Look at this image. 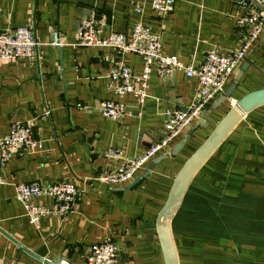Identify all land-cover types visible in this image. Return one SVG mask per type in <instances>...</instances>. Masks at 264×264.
Segmentation results:
<instances>
[{
    "label": "crops",
    "instance_id": "crops-1",
    "mask_svg": "<svg viewBox=\"0 0 264 264\" xmlns=\"http://www.w3.org/2000/svg\"><path fill=\"white\" fill-rule=\"evenodd\" d=\"M151 5L152 0H0V30L29 25L44 42L34 60H0V138L12 122L30 121L42 143L38 151L23 148L0 163V262L44 264L43 258L87 264L89 245L110 235L118 246L116 264H164L156 215L174 175L214 122L236 99L264 88V26L225 84L223 93L231 94L216 108L219 95L207 104V125L193 118L154 157L169 155L129 188L154 157L129 182L111 184L100 176L164 138L163 112L186 109L197 80L182 70L166 78L153 69L139 108L132 94L109 90L106 75L121 62L140 72L141 58L77 45L79 20L92 16L103 35L143 21L160 35L164 53L193 65L208 50L236 49L246 33L237 23L243 9L235 0H175L164 16ZM54 32L58 46L50 44ZM106 99L122 101L127 114L120 120L103 116L96 105ZM109 148L121 149L122 158H105ZM57 181L78 186L73 211L65 218L42 217L35 226L15 185ZM37 201L49 205L52 199ZM170 225L179 264H264V104L248 111L195 173Z\"/></svg>",
    "mask_w": 264,
    "mask_h": 264
},
{
    "label": "built area",
    "instance_id": "built-area-1",
    "mask_svg": "<svg viewBox=\"0 0 264 264\" xmlns=\"http://www.w3.org/2000/svg\"><path fill=\"white\" fill-rule=\"evenodd\" d=\"M174 2L175 0H152L151 7L156 14L164 16L172 11ZM235 4L243 9L237 23L246 31L240 45L223 53L215 49L208 50L198 65L185 64L177 55L164 53L160 35L143 21H136L129 31H111L103 35L101 27L92 16L79 20L76 28L77 45L111 47L117 54L132 53L141 58L140 72H135L121 62L106 75L107 88L117 96L132 94L137 99L139 108L143 106L148 96V79L153 69L166 78L171 77L176 70H182L186 76L197 80L194 100L185 110L166 109L163 112L165 137L150 144L140 155L125 158L118 167L102 174L100 180L111 184H122L132 180L164 145L178 136L193 118L201 117L207 104L224 91L229 76L246 58L249 48L259 37L264 26V0H235ZM134 10L141 11L138 7ZM50 44L56 46L61 44L58 32L53 33ZM43 45L44 42L36 38L29 25L17 26L12 30H0V60H34ZM96 108L111 120H120L127 114L126 104L120 100H101ZM23 148L38 151L42 148V143L34 136L32 122L14 121L10 124L8 132L0 138V163L7 162ZM104 157L121 159L122 151L119 148H109L104 152ZM78 193V186L68 181H57L48 185L38 182L15 185L16 198L22 204L28 220L35 226L39 225L42 217L56 215L65 218L71 214ZM42 196L51 198L52 202L49 205L39 203L37 199ZM117 261L118 246L110 235L92 242L85 256L87 264H116ZM68 263L62 259L56 264ZM0 264L16 263L6 261Z\"/></svg>",
    "mask_w": 264,
    "mask_h": 264
},
{
    "label": "water",
    "instance_id": "water-1",
    "mask_svg": "<svg viewBox=\"0 0 264 264\" xmlns=\"http://www.w3.org/2000/svg\"><path fill=\"white\" fill-rule=\"evenodd\" d=\"M254 3L256 4V2ZM230 94L231 90H228L225 94L223 92L218 94V100L215 102L212 108H216L221 102L226 99V96ZM262 104H264V88L249 91L242 95L240 98L236 99L225 112V114L217 122H214L213 128L208 133V135L185 159V161L182 163V165L174 175L167 197L155 218V228L162 251L164 264H179L177 250L170 224L171 219L175 214L177 208L179 207L182 197L193 176L209 158V156L214 152V150L219 146V144L225 139V137L230 133V131L242 119V117L254 107ZM210 110L206 111L205 114H202L200 120L198 121V124L202 126L207 125L209 121L205 115L209 114ZM184 141L185 138L177 143L174 146L171 154H175L176 151L184 143ZM168 155L169 154H163L152 158L148 163V170H146V172H144L141 176L134 178L133 182L128 187L130 188L141 178L147 176L149 174V170L153 169L156 163H158ZM9 238L17 243L16 240H14L12 237L9 236ZM18 245L23 248L20 244ZM40 259H42L44 264H56V262L52 260L43 258Z\"/></svg>",
    "mask_w": 264,
    "mask_h": 264
}]
</instances>
